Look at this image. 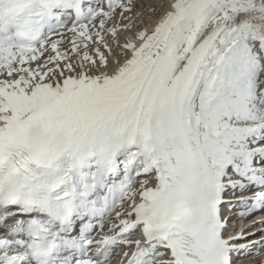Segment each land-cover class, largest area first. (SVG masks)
Returning <instances> with one entry per match:
<instances>
[{
  "label": "snow or ice",
  "instance_id": "obj_1",
  "mask_svg": "<svg viewBox=\"0 0 264 264\" xmlns=\"http://www.w3.org/2000/svg\"><path fill=\"white\" fill-rule=\"evenodd\" d=\"M262 75L264 0H0V264L259 255Z\"/></svg>",
  "mask_w": 264,
  "mask_h": 264
},
{
  "label": "bare ground",
  "instance_id": "obj_2",
  "mask_svg": "<svg viewBox=\"0 0 264 264\" xmlns=\"http://www.w3.org/2000/svg\"><path fill=\"white\" fill-rule=\"evenodd\" d=\"M148 2H149V0H144V3H145V4H147ZM233 199L236 200L237 197H234ZM263 218H264V216L261 217V219H263ZM259 229H264V227H261V228H258V229L249 228L247 231H254V232H256V233H257L256 238L258 239L260 233H259L257 230H259ZM240 260H241L242 263H244V264H245V262H247L248 260H250V261L247 262L246 264H248V263H249V264H258V263L264 264V254H263L261 257H253V256H251V258H249V256H247V257H242V258H239L237 261L239 262Z\"/></svg>",
  "mask_w": 264,
  "mask_h": 264
}]
</instances>
